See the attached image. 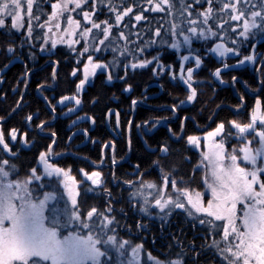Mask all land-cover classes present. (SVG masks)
Listing matches in <instances>:
<instances>
[{
    "label": "snow or ice",
    "instance_id": "snow-or-ice-1",
    "mask_svg": "<svg viewBox=\"0 0 264 264\" xmlns=\"http://www.w3.org/2000/svg\"><path fill=\"white\" fill-rule=\"evenodd\" d=\"M48 2L0 0V32L12 38L14 30H21L26 10L27 28L19 41L20 48H31L35 39L42 41L39 43L41 51L54 56L55 53L48 50V42L52 48L58 43L68 45L77 63L71 69V76L73 79L80 76L74 91L57 99L55 95H44L49 90L48 83L42 80L36 84V90L40 92L46 108L51 109L53 118L63 115L57 113V105L69 103L71 107L66 109L68 113L79 111L83 106L81 93L98 69L107 81L124 83L128 79L129 68L155 64L156 67H152L154 76L166 72L177 84L182 81L186 86V101H195L198 89L194 86V69H198L203 60L199 50L192 46L194 38L203 41L209 37L215 38L212 47L203 53L214 52L224 61L210 70L212 77L226 83L222 70H236L240 65L250 63L255 70L253 78L259 80V87L264 93V55L256 51L255 43H251L247 54H242V46H247L257 37L264 39V0H90V10L89 0H50L51 10L47 11L43 4ZM104 10L106 18L97 19ZM74 13H80L87 26L76 19ZM64 17L66 23L62 24ZM153 17L156 26H153ZM127 19L131 22H126ZM81 43L83 47L78 48L77 45ZM153 45L161 48L167 45L177 50L178 72L173 71L174 61L165 64L161 60L160 51L141 58ZM2 47L6 53L12 54V58H21L16 51V43L7 42ZM181 48H186L184 55H180ZM108 50L112 55L105 60L103 56ZM228 54H232L234 64L227 63ZM32 56L33 53L29 51V59ZM237 56L240 58L236 59ZM189 57L193 60L190 67L185 65ZM257 60L258 64L255 63ZM58 64L59 61H51L52 81L57 80ZM29 71L25 64V71L18 77V80L24 81L23 88L13 85V89L20 92L15 111L23 107ZM230 82L235 86L240 81L237 75H233ZM244 84L247 86L248 82L244 81ZM132 87L124 83L122 91L130 94ZM160 87L163 88V85ZM253 93L254 90L249 89L248 94ZM3 96L4 93L0 92V97ZM142 99L146 97H133L131 108L134 110ZM238 99L240 103L233 106L237 112L246 107L245 96L238 94ZM96 102L97 98L93 97L92 103ZM184 103L185 100H178L170 106H156L170 111L173 117L180 120L179 131L169 124V117L149 116L135 121L133 116H128L124 125L120 109L108 108L103 113L105 122L112 126L113 132L126 137L129 150L132 147L133 127L151 133L158 125H168L164 139L157 140L155 145L144 141L147 151L157 152L163 157L174 154L169 141H183L188 152L201 149L203 141L200 158L192 165L193 175L203 169L200 177L203 187H193L191 179L176 175L180 171L178 164L172 163L166 169L161 160H152L149 167H159L162 182L143 179L144 171L139 162L130 165L133 171L128 175L134 179L123 181L132 189L127 196L130 206L138 207L139 212L147 217L155 215L162 221L160 237L154 234L152 238L153 245L158 240L161 244L156 254L145 247L143 237L136 242L130 238L134 234L131 225L127 227L129 238L119 234V229L124 225L114 213L125 216L126 213L123 206H114L115 198L106 187L108 180L105 173L99 170L104 166L107 148L111 147V183L119 182L115 173V140L105 141L101 145L100 159L91 162L92 171H86L83 167L79 169L86 178L84 183L90 181L91 185L84 188V195L95 192L106 200L103 208L93 204L85 210L78 199L83 187L81 181L71 174V166L63 167L53 162L64 156L63 151L55 150L57 130L50 132V140L35 157L36 164L21 176L15 163L19 148L13 151V142L30 146L36 143V138L30 140L28 130L20 132L15 126L7 131L0 127V264H189V261L201 264L200 257L205 253H210L213 261L218 257L219 264H264V109L261 95H256L249 110L248 122L218 120L210 130L203 131L198 126L200 134L186 136V123L195 117L179 116L180 106ZM113 113L116 117L114 125L111 120ZM36 115L38 111L29 112L23 118L29 130H34L31 129V122ZM208 119L215 120V114ZM96 120L94 115L87 113L75 116L70 121L73 131L69 132L66 143H70L76 135L90 138L88 127L81 129L76 125L86 122L95 124ZM0 121H5V118L0 116ZM51 122L41 119L35 125V130L43 133ZM233 138L238 143L233 144L231 149L226 148ZM92 142L98 143L95 138H92ZM182 160L191 163L192 157L184 156ZM177 213L183 216L186 223H191L192 239L182 238L183 228L177 232H164L165 225ZM147 228L148 224L143 219L136 221V233ZM165 236L170 239L165 240ZM197 237H203L199 247Z\"/></svg>",
    "mask_w": 264,
    "mask_h": 264
},
{
    "label": "trees",
    "instance_id": "trees-1",
    "mask_svg": "<svg viewBox=\"0 0 264 264\" xmlns=\"http://www.w3.org/2000/svg\"><path fill=\"white\" fill-rule=\"evenodd\" d=\"M43 7L47 10L50 11V0L48 3L43 4ZM90 0L88 4V8L90 10ZM81 12L83 11V8L80 10ZM26 12V10H25ZM106 10L102 11L99 13V15L96 17L97 19H105L106 18ZM27 15V14H26ZM96 15V14H94ZM162 15V14H161ZM74 16L76 19L81 20L82 24L87 26V22L83 21V17L80 13H74ZM45 17H42V19ZM153 19V26L155 25V17ZM111 22V21H110ZM126 22L130 23L131 20L127 19ZM27 23V17L24 19V24ZM66 23V17L62 19V24ZM23 24L21 30L19 32L13 31L12 32V37L16 41H20L21 36L23 35L24 30L27 28V25L25 26ZM144 25L141 23V27ZM37 35H42V33H36ZM258 38V37H257ZM9 40V37L5 36L3 32H0V68L3 67L7 61L10 59V56L8 53H6L3 50L2 45L5 44ZM215 41V38L209 37L207 41L203 40H198V39H193L192 40V46L194 49H198L199 53L202 55V58L208 60L210 58V54L208 53L207 55H203L206 49L210 48V45L213 44ZM42 41H36L35 39L33 40V46L31 48L25 46L21 49L17 47L16 51L17 53H21L20 57L23 55L28 58V52L31 51L33 53V56L31 58V62L27 61L24 56L22 57V60L19 62H15L12 66H10L4 73V75H1L0 77H3L2 80H0V92L4 93L3 97H0V116L2 117H7L8 114H10L14 110V106L16 104L17 98L20 96V92L16 91L13 89V85H17L18 88H23L24 87V81L23 79H19L18 77H21L23 72L25 71V64H27V68H29L30 65H34V61L40 59L41 57H44L42 53L40 52L39 48V43ZM252 42V41H251ZM250 42V43H251ZM249 43V44H250ZM248 44V45H249ZM247 46H242L243 48L248 47ZM48 50L52 51L55 53L53 56L54 59L59 61L58 64V73H57V80L55 81V87L53 89H50L48 91L44 92V95H55L56 98H59L60 95L64 94H71L74 91V86L76 83V80H78V77L75 79L72 78L71 76V69L72 67L77 66L75 57L73 56L71 50L69 49L68 45L66 44H60L58 43L55 48L51 47L50 42H48ZM77 47H83V43L77 45ZM156 51L161 52V60L165 63L168 64V62H175L174 64L178 65L179 60L176 59V54L177 50L174 48H168L167 45H164L162 48L160 46L153 45L148 50L143 54L141 58L147 57L154 55ZM45 52V51H44ZM181 53L186 52V48H181L180 50ZM112 52L110 50L106 51L105 55L103 56V59L107 60L111 57ZM33 61V62H32ZM211 65L207 68H199L195 72L196 77H209V71H210ZM51 69L52 65L51 62H47L44 69L42 70L40 76L38 77L37 80H34L33 83L35 86L36 83L41 82L42 80L48 83L49 85L53 84V81L51 80ZM152 64L149 66H144L142 68H137V69H131L129 68V76L128 79L124 81V83L131 84L132 90L136 92L138 88L142 86V84L147 83V81L150 78H153L152 74ZM34 74L37 76L38 71L34 72ZM40 80V81H39ZM144 80H146L144 82ZM30 82V80H29ZM124 83H120L118 81H112V82H107L106 79L104 78V75L102 73H99L95 75L92 79L91 84H89L86 88V90L82 93L83 95V100H84V105L82 108H84L87 113H90V109L92 107L94 108L93 111H98L99 112V119L96 120V125H99L98 127L101 129H104L103 126V113L105 110H107L109 107L114 106V108L119 109L118 106L123 105L126 107V105L122 102L126 96L125 92L122 91ZM30 90L25 94V98L27 100V103L23 105L19 109V111H16L7 118L3 123H1V127L7 131L8 128L10 127H17L20 132L28 130L29 132H33V137L36 138V143L34 145L30 146V155L27 157L25 156L23 160L20 158L21 152L24 153L26 151V148L21 149L20 154L15 159V163H17L19 167V175H25L27 173V169L31 168L33 165L36 164L35 157L38 155L39 150L44 147L47 142L50 140V135H41L36 133L35 130H29L27 127L26 122L24 121V117L29 113V112H37L38 115L35 116L33 119V124H37L39 120L43 119L46 120L52 116V112L49 108H46V105L43 101V98L41 95H37L35 92H33V87L30 84ZM134 92L132 95H134ZM113 95L115 98H113ZM167 95V93H166ZM93 97L97 98L96 103H92ZM130 98H128L129 100ZM207 107L206 110L210 114L216 104L214 100H207ZM68 105V104H66ZM148 113H153L156 112V110H147ZM228 112V111H226ZM57 113H60V110H57ZM62 113V112H61ZM91 113H93L91 111ZM229 113V112H228ZM75 115L74 114H67L63 116H58L57 120L53 124H49L48 127L50 129H55L57 130L58 134V143L56 146H62V143H64V138L66 136L67 132V126H72L70 124V121L74 120ZM218 117V115H216ZM83 125V126H82ZM76 127H81L89 128V123H78ZM100 133V132H99ZM90 134L92 132L90 131ZM109 134H106L108 136ZM100 137L98 136V143L93 144L95 148L89 149L88 146L89 144H85V148L83 151L79 149V146L76 144L80 142L81 139H84V136L81 135H76V137H79L76 142L72 141L67 144L68 147H75L74 153H75V159H71V157L67 156L66 153L64 152V156L61 161V165L64 167L68 166H73V170L75 168V173L77 177L79 178V181H81L83 187H81V196L78 198L81 200V206L87 209V207L92 206L93 204H97L100 208H103L106 200L103 196L98 195L95 192H89L86 196L84 195V188H89L90 181L87 183H84L86 179L81 174H78V167H83L86 169V171H91L93 170L92 165L90 162L93 161H98L100 159V150H101V145L104 144L106 141V137ZM32 137V138H33ZM132 139V147L130 149V152H127L126 150H129L127 148V144L125 140H121L117 144V149H115V155L117 157V166L115 167V173L118 178L117 183L113 184L111 183V175L113 172L112 164H110L109 160V155L106 154V159H105V165L99 170H101L103 173H105V177L108 180V183L106 184V187H108L112 193V196L115 198L113 203L116 208H120L123 206L124 212L126 213V216L124 214H121L119 212L114 213V215L117 216V220L124 225L123 228L119 229V234L122 237L129 238V234L127 232V227L129 225L132 226L133 229V235L130 237L134 242L139 241L141 237L144 238L145 241V247L152 250L154 252V248L156 247V244H152V238H153V233L155 232L154 228V222L151 220L149 217H147L145 214L140 213L138 207L132 208L130 204L128 203L127 196L128 193L132 190L131 187L124 185L123 181L127 179H134L133 176L128 175V173H131L133 171L132 167L130 165L136 164L139 162L141 170L144 171L143 174V179L145 180H155L157 183L162 182L159 177V167L156 165H151L152 160H161L165 166L166 169L169 168V166L172 163L178 164L180 171L176 173V175H183L186 179H192L193 184L195 187H201V182H200V172H196L194 175L192 173V165L196 164L197 161L199 160V152L194 151V152H187L185 150L184 143L180 144L178 146V149H173L174 154L169 155L167 157H163L158 155V153H151L150 151H147L145 148H143L141 142L139 141L138 137L135 135L131 136ZM152 142V141H151ZM149 142V144H151ZM76 143V144H75ZM66 146V145H65ZM60 150V149H59ZM88 151L89 152H95L94 156H88ZM184 156H191L192 160L191 163H185L182 160V157ZM120 157H124L123 160L120 159ZM127 157V159H125ZM30 159V162L28 161ZM78 162H77V161ZM137 175H140V173H137ZM169 188V186H168ZM51 190V189H47ZM60 190L62 191V187L60 186ZM178 215L180 213H177ZM143 219L147 224L148 228L147 230H142L139 233L135 232V223L137 220ZM180 222V223H179ZM178 224L176 225L175 232H177L179 229L183 228L184 233L181 234L182 238L185 239V233L188 232L189 227L187 226V223L185 221H179ZM157 231V230H156ZM168 231V230H167ZM167 237V236H166ZM170 239L169 237H167Z\"/></svg>",
    "mask_w": 264,
    "mask_h": 264
},
{
    "label": "flooded vegetation",
    "instance_id": "flooded-vegetation-1",
    "mask_svg": "<svg viewBox=\"0 0 264 264\" xmlns=\"http://www.w3.org/2000/svg\"><path fill=\"white\" fill-rule=\"evenodd\" d=\"M9 23H10V21H9ZM24 25L26 26L27 23ZM12 38L9 37V40L7 42H14L15 43V39L13 40ZM259 38L260 37H258L257 39H259ZM256 40L252 41L251 43H255L256 44V51L259 54L264 55V40L260 41L259 43H256ZM7 42H5V43H7ZM213 43H215V41ZM251 43L246 48L242 47V54H247V52L251 49ZM16 44H17V47L19 49H21L19 47V41H16ZM229 46H231V45H229ZM211 47H212V44L210 45V48ZM40 52L42 53V55H44V57H41L40 59L35 60L33 63L34 65L29 66L28 69H30V71L28 74V78H29L30 82L27 85V90L32 91L29 89L30 84H31L32 87L34 88L33 92H35L38 96L41 94H40V92H38L36 90V84H39L41 82H38L35 84V86H33L34 80L31 81V79H35V80L38 79V77L40 76V74H41L42 70L44 69L47 62H51L53 60L57 61L56 59L53 58V56L47 55L46 52L41 51V50H40ZM18 54H19V56L22 55L21 53H18ZM184 54L185 53L180 52V55H184ZM209 54L211 56L208 60H206L205 58L204 59L202 58L203 63L199 68H201V67L207 68L210 64L211 65L210 70H211V69L219 66V63L224 62L223 60L218 58L214 52H210ZM9 55L11 56L12 54H9ZM22 57L20 59H15V58H12V56H11L10 59L7 61V63L13 59V62L10 65V66H12L15 62H19L20 60H22ZM231 57H232V54H228L227 63L234 64L235 60L232 59ZM24 58H26L27 61L31 62V59H29V57L27 58L24 56ZM239 58H240L239 56L236 57V59H239ZM176 59L179 60V56L177 54H176ZM192 62H193L192 57H189V60L185 61V65L190 67V66H192ZM169 63H172V62L169 61L168 64ZM255 63L258 64L259 60L255 61ZM3 67H1L0 69H2ZM152 67H156V65L152 64ZM7 69L4 70L2 75H4V73ZM198 69H194V75ZM36 71H38L37 76L34 74V72H36ZM173 71H177V72L179 71V64L178 65L173 64ZM254 71L255 70L252 67V64H250V63L240 65L239 68L236 70L224 69V70H222V77L225 81H227L226 83H221L219 80L212 77L210 71H209V77H196V81H194V86L197 87V89H198V98L193 102H187L186 101V91L184 90L186 88V86L183 85L182 81H180L177 84L176 82H174L172 80V78L170 76H168L166 74V72L161 73L158 76L153 75V78H150L147 81V83L142 84V86L140 88H138L136 90V92H134V90L131 91L132 89L130 90V94H129V92H125L126 98L122 102L126 105V107L124 105H123V107L118 106L119 109L121 110L122 123L124 125L127 124L126 117H128V116H133L135 118V121H141L143 119H147V118H149V116H151L153 118H155V117H169V124L174 128V130L179 131L180 120L177 117H173L172 113L170 111H166L163 108H157L156 107L157 105H168V106H170L173 103H177L178 100H185V103L180 106L179 116L183 117V116L187 115V116L195 117L194 120L189 119L187 121L186 129H185V133H184L185 136L188 134H200V132L198 131V126H199V128H202L203 131L210 130L211 127L215 126V122L218 120L237 119L241 122H248V120L250 118L249 110L252 108V106L254 104V101L256 99V95H261V100H262L261 106H262V109H264V93L261 92V89L259 87V80H255L253 78L254 77ZM51 73H52V69H51ZM99 73H101L100 69L97 71L96 74H94V76L99 74ZM233 75H237L239 78V81H240L235 86H233L230 82L231 77ZM77 77H78V79L80 78V76H77ZM145 81L146 80H144V82ZM244 81L248 82L247 86L244 84ZM91 82L92 81L87 82L86 88L89 84H91ZM107 82H109V81H107ZM55 83L56 82L53 81V84L50 85V89H53L55 87ZM161 85H163V88L160 87ZM249 89H253L254 93L249 95L248 94ZM27 90H26V92H27ZM26 92H25V94H26ZM133 92H134V95H132ZM82 93H81V95H83ZM166 93H167V95H166ZM25 94L23 96V105L27 103V100L25 98ZM238 94H243L245 96V104H246V107L242 108V110H240L239 112L234 110V107H233L234 105L240 103V101L238 99ZM133 97H137L138 99L141 97H146V99L139 100L137 107L133 110L131 108V100ZM128 98H130V99L128 100ZM82 99H83V96H82ZM207 100L208 101L214 100V102H216V104H215V106H214V108L210 114L206 110L207 103H208ZM66 104H68V105H66ZM83 105H84V100H83ZM218 105H219V108H217ZM68 107H71V104L65 103L64 106L57 105V110H60V113L62 112L63 115H67V114H69L66 111V109ZM82 107L79 108V111H76L74 113L75 116L83 115V114L87 113V111ZM94 108H96V107H92V109H90V113H87V114L94 115L97 119H99V112L93 111ZM109 108L116 109V108H114V106L109 107ZM107 110H105V112H107ZM147 110H156V112L148 113ZM91 111L93 113H91ZM226 111H228L229 113ZM213 114H215V120L209 121V119H208L209 116H211ZM63 115H58V116L60 117ZM216 115H218V117H216ZM57 117L53 118V114H52V116L46 120H51L52 122L50 124H53L56 122ZM102 117H103L102 122H103L104 129L99 128L98 127L99 125H96V123L92 124L91 122H88L89 123V129L93 135L90 134V138H88V139H85V138L81 139L79 144L75 143L76 146L77 145L79 146V149L81 151H83L84 149H87V148H88V150L95 148L93 146L92 138H95L98 141V136L100 137L101 135H103L102 137H106V141L115 140L116 141V149H117V144L121 140L126 141V137L124 135L117 136V133L113 132L112 126H110L107 122H105L104 115ZM74 119H75V117H74ZM115 119H116V117H115V114L113 113V115L111 117L112 125H114ZM3 122L4 121H0V124ZM33 122L34 121L32 120L31 129L35 130L36 124H33ZM257 124H259V121H257ZM0 127H1V125H0ZM167 127H168V125H162V126L158 125L157 128L153 129V131L151 133L144 131V129H142V128L136 129L135 127H133L132 132H131V136L136 135L138 137L139 141L141 142L143 148L146 149L144 141L145 140H148L149 142L152 141L151 145H155L157 140L165 138V133H166ZM78 128H81V127H78ZM52 130H55V129H50L49 127H47L44 129L43 133H41L39 130H35V131H36V133L41 134V135H44V134L46 135V133H47L48 134L47 136H49L50 132ZM71 131H73L72 126H67V132H66V136L64 138V143H62V146H58V145L55 146V150L68 152V153H66L67 156L71 157V159H73V158L75 159V156H74L75 155V153H74L75 147H68L67 146L68 143H66L69 132H71ZM141 133H143V136H141ZM106 134H109V135L106 136ZM32 137H33V132L32 133L29 132L28 138L30 140H32ZM76 138L79 139V137L75 136L73 139L74 142L77 141ZM86 143L89 144V146L87 148L83 147V146H85ZM169 143L171 144V147L173 149L177 150L178 146L180 144H182L183 141L176 143L174 140H172V141H169ZM237 143H238V141L235 138H233L230 141V143H228L226 145V148L230 149V147H232L233 144H237ZM13 144L15 145V147L13 148V151H16V149L19 148V154H20L21 149L26 148V151L24 153L21 152V154H20V158L22 160L25 156L27 157L28 155H30L29 149H30L31 145L30 146H24L19 141H14ZM126 144H127V142H126ZM201 146H202V143H201ZM127 148H128V145H127ZM126 151L130 152V150H126ZM196 151H198V150H196ZM112 153H113V149L111 147H108L106 150V154L109 155L108 156L109 160H110L109 165H111ZM151 153H157V152H151ZM94 154H95V152H89L88 151V156H94ZM125 159H127V157ZM28 161L30 162V159H28ZM61 161H62V159L54 160L53 162L61 165ZM105 164L106 163L104 162V165ZM91 165H92V163H91ZM92 167H93V165H92ZM79 169H80V167H78V169H77L78 174H81L79 172ZM199 172H200V177H201V175L203 173V169H201V171H199ZM158 173H159V170H158ZM71 174L73 176L76 175L75 168L73 170L72 165H71ZM13 178H15V177H13ZM84 179H86V178H84ZM78 180H79V178H78ZM200 182H201V187H203V183H202L201 179H200ZM192 186L195 187L193 182H192ZM169 189H170V184H169ZM45 190H47V189H45ZM205 198L207 199L206 195L204 196V199ZM149 218L151 220H153L154 228L157 230V231L155 230V232L153 234H155L157 237H160L162 221L160 219H157V217L155 215H153L152 217H149ZM179 221H184L183 216L181 214L173 215L170 219V222L167 225H165L164 232L165 233L175 232L176 225L178 224ZM187 226L189 227V230H188V232L185 233L186 234L185 240H190L193 238V231L191 228V223L188 222ZM197 231H203V229H197ZM164 239L166 240L168 238L165 236ZM202 240H203V237H197L196 238L197 247H199ZM160 247H161V244L158 240L156 247L154 248L155 249L154 254H156L157 249H159ZM205 261L207 262V264H219V258L217 257V259L215 261H213L210 253H205L204 255H202L200 257L201 264H204ZM189 264H192V262L189 261Z\"/></svg>",
    "mask_w": 264,
    "mask_h": 264
},
{
    "label": "water",
    "instance_id": "water-1",
    "mask_svg": "<svg viewBox=\"0 0 264 264\" xmlns=\"http://www.w3.org/2000/svg\"><path fill=\"white\" fill-rule=\"evenodd\" d=\"M262 40H264V39H261V38H259V39H257L256 40V43H259L260 41H262ZM12 62H13V59L12 60H10L6 65V67L4 66L2 69H0V76L3 74V72H4V70L5 69H7L11 64H12ZM15 112V110H13L6 118H5V120L8 118V117H10L13 113Z\"/></svg>",
    "mask_w": 264,
    "mask_h": 264
},
{
    "label": "rangeland",
    "instance_id": "rangeland-1",
    "mask_svg": "<svg viewBox=\"0 0 264 264\" xmlns=\"http://www.w3.org/2000/svg\"><path fill=\"white\" fill-rule=\"evenodd\" d=\"M25 17H27V15H26V12H25V15H24V18L23 19H25ZM24 24V23H23ZM99 70V69H98ZM97 70V71H98ZM93 77H94V75L92 76V77H90L89 78V81H92V79H93ZM88 81V82H89ZM201 143H202V146H201V149H199L198 151L200 152L201 150H202V148H203V141H201ZM230 149H231V147H230ZM23 176V175H22ZM75 177H76V179L78 180V178H77V176L75 175ZM79 181V180H78ZM206 197H207V195H206ZM205 201H206V198H205Z\"/></svg>",
    "mask_w": 264,
    "mask_h": 264
}]
</instances>
